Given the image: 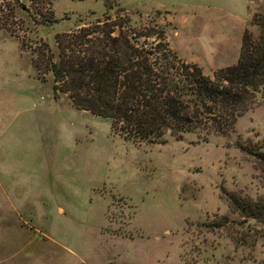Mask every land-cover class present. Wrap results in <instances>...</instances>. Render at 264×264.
<instances>
[{"label":"rangeland","instance_id":"rangeland-1","mask_svg":"<svg viewBox=\"0 0 264 264\" xmlns=\"http://www.w3.org/2000/svg\"><path fill=\"white\" fill-rule=\"evenodd\" d=\"M37 6L41 14L30 0H0V264H264V223L229 201L264 194L240 148L264 139L261 95L229 136L136 145L56 94L52 75L33 64L46 44L58 51L57 34L119 13L133 31L156 25L181 60L214 77L238 62L245 31L259 32L252 21L264 0ZM158 41L138 40L149 49Z\"/></svg>","mask_w":264,"mask_h":264},{"label":"trees","instance_id":"trees-1","mask_svg":"<svg viewBox=\"0 0 264 264\" xmlns=\"http://www.w3.org/2000/svg\"><path fill=\"white\" fill-rule=\"evenodd\" d=\"M30 1L37 14L38 4H49ZM52 16L41 24H52ZM252 23L259 32L245 31L238 62L216 70L214 77L197 63L181 60L156 25L133 31L131 19L119 13L80 21L78 31L57 34L58 51L46 44L33 64L39 74L52 75L56 94H66L79 110L111 120L113 131L136 145L196 133L229 136L257 95L264 100V15L255 14ZM155 35L154 48L139 45L140 38ZM240 148L255 159L264 185V139ZM229 201L242 218L264 223V194H231Z\"/></svg>","mask_w":264,"mask_h":264}]
</instances>
